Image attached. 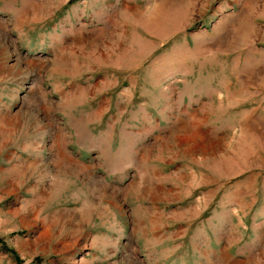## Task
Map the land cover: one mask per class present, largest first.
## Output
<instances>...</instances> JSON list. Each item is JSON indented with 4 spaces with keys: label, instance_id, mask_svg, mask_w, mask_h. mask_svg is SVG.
<instances>
[{
    "label": "rangeland",
    "instance_id": "374dc122",
    "mask_svg": "<svg viewBox=\"0 0 264 264\" xmlns=\"http://www.w3.org/2000/svg\"><path fill=\"white\" fill-rule=\"evenodd\" d=\"M0 264H264V0H0Z\"/></svg>",
    "mask_w": 264,
    "mask_h": 264
},
{
    "label": "crops",
    "instance_id": "0c3cea01",
    "mask_svg": "<svg viewBox=\"0 0 264 264\" xmlns=\"http://www.w3.org/2000/svg\"><path fill=\"white\" fill-rule=\"evenodd\" d=\"M189 101L191 102V100L188 99V96H187L185 102L190 103ZM191 106H192V104H191ZM112 118L114 120L117 119V118L123 119V117L120 114L119 115L116 114L115 116H112ZM118 121H119L118 122V124H119L120 123V119H118ZM107 140H109V143L116 142L118 145H111L108 148L106 146V148H104L102 153H101V151L97 150L96 153L99 156V158H100V156H102L104 158H108L109 160H114L115 159L114 161H115V164L117 166H127L128 163L131 160L136 159V156H135V154L132 151H130V150L126 151V150H123L121 148V143H122V139L121 138H116V137H114L113 134H111L110 136L106 137V141ZM92 151H94V150H92ZM122 152H126V155H121ZM128 152H132V155L131 154L128 155ZM103 165L105 166V163H103ZM147 244H149V243H147Z\"/></svg>",
    "mask_w": 264,
    "mask_h": 264
}]
</instances>
